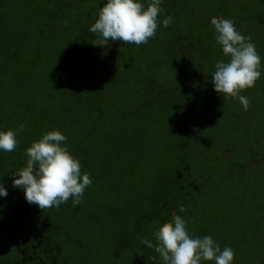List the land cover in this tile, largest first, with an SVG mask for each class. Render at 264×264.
<instances>
[{"label":"rangeland","instance_id":"1","mask_svg":"<svg viewBox=\"0 0 264 264\" xmlns=\"http://www.w3.org/2000/svg\"><path fill=\"white\" fill-rule=\"evenodd\" d=\"M34 3V0L0 2V70L8 73V70L18 65L28 74L31 73L32 69L24 66V55L12 56L19 47V52L25 51L26 55L39 54L38 57L42 59L39 66L43 70L61 75L62 79L59 91H53L55 94H52L50 103L43 99L42 94L40 98L18 91L13 100L4 98L0 93V130H16L20 124L27 125L17 136V148L13 152L0 151V155L12 157L14 153L22 152L24 146L30 147L44 133L59 130L67 137L66 144L71 154L79 159L82 172H88L93 182L85 190L81 203L75 207L71 198L58 208L43 210L24 199L22 205L26 208L29 206L30 213L20 224L12 222L14 215L10 214L13 212L6 206L8 204L2 205L0 264L18 262L19 249L23 246L20 238L35 243L41 237L51 235L55 245L62 246L58 253V264H136L134 255L139 249L132 247L137 244L133 243L130 248L121 247L125 242L135 241L134 225H144L145 232L141 234V238H137L140 244L143 239H155L158 229L154 222L144 220L148 215L157 213V210L148 208L149 196L156 187V180L164 181L162 185L166 186L167 183L170 188L175 172L181 173L185 190L194 193L186 196L190 203L184 218L189 222L190 234L211 235L221 249L225 246L231 247L235 253L233 264H264V125H261L264 124V96H256L257 100L252 109L248 108L245 110L247 112L238 114L239 119L247 120L245 125H240L242 129L239 127L240 120L235 119L239 112L232 108L231 99H226L225 109H220L223 119L218 117L214 120L218 126L211 135L214 134L215 138L204 132L196 133L198 137L203 136L202 140L207 137L209 143L204 145L199 139L200 147L195 148L196 158L191 160L192 156L189 155L188 162L183 164L178 162L180 153L176 151L177 148L170 144L175 142L168 139L187 141L188 137L185 136H189L191 132H173L160 111H154L150 119L139 122L140 127L146 129L149 139L156 138L149 141L151 145L140 148L139 138L136 137L138 147L135 142L130 143L120 153L108 134L100 135L92 144L85 138L90 131V126H84L86 114L81 113V108L71 106V101L80 96H71L69 93L64 97L59 95L62 91H71L73 85H79L76 92L84 96V82L80 80V77H84L78 74L76 66L77 64L84 68V52L78 53L80 51L77 50L84 48L83 12L78 13L77 9L70 6L61 7L59 10L63 11L59 13V26L56 29L46 28L41 34L40 25L34 26L32 22L35 21L32 12L23 11L20 15H15L19 7L31 8ZM77 13L80 14L81 24L77 21ZM39 48L42 50L39 51ZM127 53L126 51L124 56ZM110 63L118 74L123 73L122 67L114 62L113 56L102 65L106 67ZM55 64L59 67H52ZM88 72L91 88L86 96L98 102L101 100L96 95L100 89H106L101 95L104 97L117 92L115 101L118 107L113 110L117 112L121 100L126 96L123 92L125 86L113 90L111 88H115L116 84H111L98 72L97 67ZM39 75V72L36 75H27L26 83L22 86L35 91L36 87L45 86L43 84L47 83V78H36ZM96 78H99V83L94 82ZM11 81L9 77L4 78L3 88L8 87ZM48 83L50 84L49 81ZM132 86L135 90L133 89L131 98L141 103L136 86L129 83L128 89L132 90ZM128 102L129 97L124 102L126 108L129 106L126 105ZM257 117L260 123L257 122ZM118 120L117 113L116 121ZM94 130L97 132L96 127ZM122 132L126 133L125 130ZM252 153L256 154L255 157H252ZM148 155L151 157H147ZM252 159L263 165H250ZM140 160L141 163L137 165ZM24 166L25 164L13 167L18 170ZM156 166L162 168L157 169ZM7 173L0 163V179L3 182L4 174ZM169 188L167 187V192ZM138 189L139 193L136 192ZM180 191L182 192V188ZM172 218L164 224H171ZM161 226L162 224L159 228ZM131 234L134 236L132 241ZM148 260L146 255L143 262L149 263Z\"/></svg>","mask_w":264,"mask_h":264},{"label":"trees","instance_id":"2","mask_svg":"<svg viewBox=\"0 0 264 264\" xmlns=\"http://www.w3.org/2000/svg\"><path fill=\"white\" fill-rule=\"evenodd\" d=\"M34 2V7H19L15 15H20L23 11L32 12V16L35 18V21L32 22L34 26L40 25L39 33L41 32V34L46 28L56 29L59 26V13L63 11L59 10L61 7L70 6L77 9L78 13L79 11L83 12L84 48H78L77 50L80 51L78 53L84 52V68L83 66L79 67L77 64L76 66L78 74L84 77H80V80L84 82V96L76 92L79 85H73L71 91H62L59 95L64 97L69 93L71 96H80V98L76 97L71 101V106L81 108V113L86 114L84 126H90V131L86 133L85 138L93 144V141L98 139L100 135L105 136L108 134V136L112 137L120 153H123L124 148L129 146L130 143L135 142L138 147V142L135 140L136 137L139 138L140 148L151 145L149 141L155 137L149 139L148 134L145 132L146 129L140 127L139 122L150 119L152 117L151 113L154 111H160V114H164V121L169 122L173 132L182 130L191 132L189 136H185L186 138L188 137L187 141L168 139L175 142L170 144L177 148L176 151L180 153V158L178 159L180 164L188 162L190 156H192L191 160L196 158L197 150L195 148L198 149L200 147L198 142L203 137H198L196 133L200 134L204 132L210 137L215 138L214 134L211 135L212 132L217 130L216 127L218 126V124L214 123V120L218 117L223 119L220 115V109H225L227 100H223L214 91L211 82V74L214 71L215 63L218 60L226 59L220 45L216 42V33L211 25L213 19H233L237 29L245 36L252 38V41L256 44L258 53L262 57V73H264V0H163V12L158 17V21L171 16L173 18L172 22L167 27L161 24L157 29L156 36L150 39L147 44L135 45L117 41L111 42L110 46L105 47L94 46L93 44L97 38L95 34L89 31L91 25L98 18V13L105 0H34ZM144 2L147 5V0H144ZM79 15L77 21L81 24ZM20 43L23 44L24 42ZM17 50L12 56L24 55V66L30 67L32 69L31 73L34 75L39 72L40 75L36 76V78H47L51 84V88L47 80V83L43 84L45 86L36 87V91L22 86L23 83H26L27 75L31 73L28 74L23 68L15 65L13 69L8 70V73L0 70L1 96L6 99H13L16 92L24 91L25 95H36L40 98L42 94L43 99L50 103L52 94H55L53 91H59L58 87L62 79L61 75L43 70L39 66L42 61L38 57L39 54L30 53L26 55L25 51L19 52V47H17ZM41 50L39 48V51ZM126 51L128 53L124 56ZM112 56L114 62L122 67V74L117 73L112 63L109 66L106 65V67L102 65L104 61ZM45 62L48 63V60ZM52 67L59 66L55 64ZM95 67L111 84H116L115 88L111 89L119 90L121 86H125L123 92L126 96L121 100L117 112H113L118 107L115 101L117 92L112 96L107 94L104 97L101 95L106 89H100L98 95H96L101 100L98 102L86 96V93L91 88L89 82L91 78L88 71L91 68L95 69ZM8 77L12 80L11 84L8 86L9 88L7 86L3 88V79ZM98 81L99 78H96L94 82L99 83ZM129 83L136 86L135 88L139 93V97L142 99L141 103H137L131 98L135 89L132 86V90H129ZM34 92H38V94ZM241 94L249 97V109L251 110L257 98H260L261 95L264 96V74H262L253 88L245 89ZM127 97H129V102L126 105L129 104V106L126 108L124 102ZM230 103L232 108L239 112L235 119H239L238 114L247 112L242 105L239 106L238 99H231ZM79 104H81V107ZM150 108L155 110H151ZM117 113L119 114L118 121H116ZM258 117L256 119L257 122L259 121ZM239 120L241 121H238L240 128V125L247 123V120L244 118ZM52 123L50 124L51 126ZM261 125L264 124L261 123ZM94 127L97 128V132H95ZM122 130H125L126 133L122 132ZM194 138L197 140L195 141ZM203 139L204 145L209 143L207 137ZM157 140L161 141L159 138ZM162 142L165 141L162 140ZM24 147L25 149L22 152H16L12 157L0 155V163L3 166V170L4 172L8 171L7 174H4L5 181L3 182L4 186L8 189V195L7 197L0 198V207L8 204L6 206L13 212L10 214L14 215L12 222L18 224L28 218L29 215L22 214L21 211H28L29 206L26 208L22 205L24 204L23 192L12 186V179L9 175L17 171L13 166L26 164L27 157L25 150L28 147ZM76 148L78 147L76 146ZM254 148H256V145ZM255 155L252 153V157H255ZM147 157L151 156L148 155ZM253 161L255 164H253ZM140 163L141 160L137 162V165ZM249 164L252 166L263 165L253 159ZM155 168L161 169L162 167L156 166ZM181 169H184V167ZM182 180L183 177L179 172H175V177L171 181L170 188V185L167 183L166 186L162 185L164 181L156 180V184L154 185L156 187L149 196L148 208L157 210V213L148 215L144 220L146 222H154L158 230L160 224L163 225L174 215L186 216V208H188L190 203L186 200V196L194 195V193L185 190V185L181 182ZM189 186L192 189L194 187L193 184ZM167 187L170 189L169 192L166 191ZM181 188L182 192L180 191ZM136 192L139 193V189ZM181 206L184 207V212L179 211ZM20 212L22 215L19 214ZM28 212L30 213V211ZM135 230V241L125 242L121 249H124L126 246L130 248L133 243H136V247H132L139 249L135 251L136 255H134L136 264H162L154 248H148L137 240L145 232L144 225L142 227L134 225L133 231ZM51 236L46 238L41 237L35 243L22 238L24 240L21 243L23 246L19 249L20 256V250L24 249L25 246L37 258L42 253H49L51 258L45 264H58V253L62 246L55 245ZM130 236L132 241L134 236L133 234ZM153 239L154 237L149 240L155 243L156 239ZM19 240L21 241V238ZM51 253H54V255ZM146 255L149 257V263L143 262ZM154 257L155 259H153ZM19 262L20 259L16 264H19Z\"/></svg>","mask_w":264,"mask_h":264},{"label":"clouds","instance_id":"3","mask_svg":"<svg viewBox=\"0 0 264 264\" xmlns=\"http://www.w3.org/2000/svg\"><path fill=\"white\" fill-rule=\"evenodd\" d=\"M162 3L163 0H147V5L144 0H105L89 29L97 38L93 45L105 47L117 41L147 44L161 24L167 27L172 22L171 16L158 21ZM211 25L226 57L214 65L213 89L223 100L238 99L247 110L250 99L241 93L253 88L264 74L262 57L252 38L238 30L233 19H213ZM26 126L0 130V151L13 152L19 143L17 136ZM66 141L67 137L59 130L44 133L25 150V166L9 175L12 186L23 192L25 201L41 210L58 208L70 198L73 207L79 205L93 182L88 172H82L79 159L71 154ZM7 195L8 189L0 179V198ZM179 211L184 212V207ZM188 223L183 216L174 215L171 224L162 225L155 233V244L148 239L141 243L154 248L162 264H233L235 253L231 247L221 249L211 235L190 234Z\"/></svg>","mask_w":264,"mask_h":264},{"label":"flooded vegetation","instance_id":"4","mask_svg":"<svg viewBox=\"0 0 264 264\" xmlns=\"http://www.w3.org/2000/svg\"><path fill=\"white\" fill-rule=\"evenodd\" d=\"M21 212H22V214L29 215L28 211H23L22 210ZM21 212L19 213L20 215H22ZM22 240H24V239L21 238V241ZM20 252H21V256H20L19 264H36V263L37 264H45L49 260V258H51V255H49V253H47V254L42 253L37 258V257L34 256L33 252H31L29 250V248L26 249L25 246H24V249L22 248L20 250ZM44 259H46V260H44Z\"/></svg>","mask_w":264,"mask_h":264}]
</instances>
